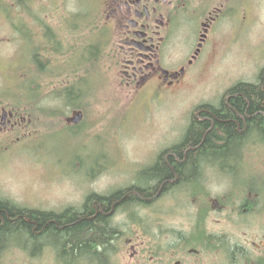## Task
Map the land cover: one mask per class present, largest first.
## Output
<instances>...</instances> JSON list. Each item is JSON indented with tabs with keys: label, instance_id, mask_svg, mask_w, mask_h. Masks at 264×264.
<instances>
[{
	"label": "flooded vegetation",
	"instance_id": "1",
	"mask_svg": "<svg viewBox=\"0 0 264 264\" xmlns=\"http://www.w3.org/2000/svg\"><path fill=\"white\" fill-rule=\"evenodd\" d=\"M47 1L58 5L59 0ZM98 2L101 50L106 70L115 74L127 96L144 102H160L177 95L211 66L219 22L230 19L235 8V0ZM0 15L10 21L6 12ZM27 15L24 14L25 18ZM49 15L53 16L54 12ZM94 17L98 20L96 15ZM26 25L29 26L28 23ZM44 34L47 33L39 32L34 37L36 41L24 36L26 53L21 105L0 97L2 146L24 140L31 133L36 116L31 102L41 97L39 90L41 79L46 76V65L50 67L47 76L55 77L54 87L58 92L52 99L57 108L38 110L55 118L62 126L71 128L72 132L82 128L87 102L83 98L87 93L76 89L72 74L79 60L86 62V73L89 71L90 74L91 70L87 69L92 66V43L85 42L78 54L76 51L71 56L68 54L64 65L58 64L60 58L54 54L58 52L53 44V62L50 65L43 61L42 51L46 45L50 46V38L56 42L54 36L59 33L56 31L47 38ZM74 56L78 61L70 64V57ZM86 78L81 85L87 83ZM241 82L246 81L226 83L222 90L213 86L200 93V98L194 101L197 103L190 105L186 119L183 117L185 124L180 139L160 141L156 148H161L148 167L154 165L160 154L167 162L175 147L184 143L182 140L188 128L195 122L209 119L210 108L217 110L221 105L229 106L232 97L236 96L234 87ZM78 111L82 112V118L74 124L72 116ZM243 125L246 127L244 119ZM164 129L167 132L173 130L167 125ZM249 132L239 142L236 159H222L223 163L217 158L206 159L193 174L194 178H181L175 174L173 178H162L158 187H155L156 180L153 179V186L139 192V188L134 186L139 181L137 174L136 183L110 184L102 189L93 185L98 173L89 171L80 176L79 181H71L73 190L68 198L53 205L57 210L37 208L29 201L20 205L9 198L6 200H9V206L17 208L14 209L17 212L32 209L77 215L89 213L87 209L91 205L94 214L97 211L105 214V229L110 237L105 238L93 252L97 258L85 257L92 264H121L126 257V264H264V140L254 142L256 137ZM107 199H110L109 207L105 208L102 203ZM40 247L41 254L46 248L47 254L53 258L63 256L51 242Z\"/></svg>",
	"mask_w": 264,
	"mask_h": 264
},
{
	"label": "rangeland",
	"instance_id": "2",
	"mask_svg": "<svg viewBox=\"0 0 264 264\" xmlns=\"http://www.w3.org/2000/svg\"><path fill=\"white\" fill-rule=\"evenodd\" d=\"M96 1L59 0L58 5H54L47 0H25L26 3L23 0H0V13L6 12L10 19L6 21L0 15L2 98L20 104L18 97L23 89L25 35L36 41L34 37L39 32L47 33L44 38L56 31L59 33L54 36L56 42L50 38V46L46 45L42 51L43 61L50 65L53 62V44L58 52L54 54L60 58L58 64L61 65H64L68 54L71 56L75 51L78 54L85 42L98 47L91 69H87L91 70L90 74L89 71L86 73L84 60L78 61L76 56L69 60L70 64L78 61L72 74L76 89L79 86L87 93L83 98L87 102L82 128L73 132L71 128L62 126L55 118L45 116L38 110L57 108L52 99L58 92L54 87L55 77L47 76L50 67L47 68L45 64L46 76L41 79L39 90L41 97L31 102V109L36 111L31 133L24 140L7 147L0 145L1 200L9 202L6 200L9 198L20 205L29 201L30 205L35 204L37 208L57 210L53 205L68 198L73 190L71 181H79L80 176L89 171L98 173L93 185H99L102 189L110 184L136 183L137 172L155 156V146L161 144L159 141L180 138L184 129L181 124H185L189 105L200 98V93L218 86L217 81H220V90L226 82L255 81L260 69L264 67V0H235L236 9L233 8L231 18L219 22L210 67H206L177 95L149 104L133 100L124 93L115 74L108 72L104 65L98 42L101 37V20L97 15L99 2ZM51 12L54 15L47 16ZM24 14H28L26 18ZM85 77L87 83L81 85ZM34 97H31L32 100ZM77 103L81 102L78 100ZM166 125L174 127L173 131L167 132L164 129ZM259 141L261 138L256 137L254 140ZM221 184L224 186V183ZM45 249L42 254L33 256L26 248L14 246L0 257V264H67L60 257L56 259L48 255ZM127 260L128 257L121 264H126ZM76 262L74 260L71 264Z\"/></svg>",
	"mask_w": 264,
	"mask_h": 264
},
{
	"label": "trees",
	"instance_id": "3",
	"mask_svg": "<svg viewBox=\"0 0 264 264\" xmlns=\"http://www.w3.org/2000/svg\"><path fill=\"white\" fill-rule=\"evenodd\" d=\"M74 23L77 25L78 21L74 20ZM92 50L95 57L97 45H92ZM94 65L95 62L93 68ZM257 78L255 82L237 83L234 87L236 96L232 97L229 106L221 105L217 110L210 108L208 120L192 124L182 140L184 143L175 147L173 156L168 157L167 162L160 154L154 165L140 169L137 172L139 181L134 185L139 188L137 191L149 189L154 184L153 179L156 180L155 187H158L162 178H173L175 174L181 178H194L193 174L206 159H221V163L224 162L222 159L233 161L239 142L247 131L264 140V67ZM77 89L80 90V87ZM109 201L107 199V203H102L105 208L109 207ZM14 209L17 208L0 200V257L14 246L26 248L35 256L41 244L51 242L67 264L74 260H77L75 264H89L92 261L87 262L85 257L97 258L93 252L104 243L105 238L110 237L105 229L107 216L99 211L94 214L91 205L87 209L89 213L77 215L32 209H19L21 211L17 212ZM80 257L84 260L81 261Z\"/></svg>",
	"mask_w": 264,
	"mask_h": 264
},
{
	"label": "water",
	"instance_id": "4",
	"mask_svg": "<svg viewBox=\"0 0 264 264\" xmlns=\"http://www.w3.org/2000/svg\"><path fill=\"white\" fill-rule=\"evenodd\" d=\"M80 117H81V113L80 112L76 113L73 121H75V122L78 121L80 119Z\"/></svg>",
	"mask_w": 264,
	"mask_h": 264
},
{
	"label": "bare ground",
	"instance_id": "5",
	"mask_svg": "<svg viewBox=\"0 0 264 264\" xmlns=\"http://www.w3.org/2000/svg\"><path fill=\"white\" fill-rule=\"evenodd\" d=\"M258 77V76H257ZM250 82H255V81H250ZM84 88V87H83ZM180 139V138H179ZM178 140V139H177ZM150 162V161H149ZM149 166V163H147L143 168H145V167H148ZM115 234V233H114ZM113 234V235H114ZM89 264H92V262L91 263H89Z\"/></svg>",
	"mask_w": 264,
	"mask_h": 264
}]
</instances>
